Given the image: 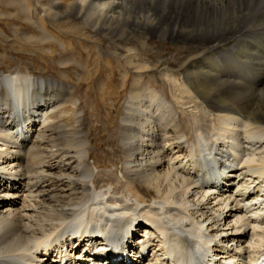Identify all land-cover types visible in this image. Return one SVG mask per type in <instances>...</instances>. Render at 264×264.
Segmentation results:
<instances>
[{
  "label": "bare ground",
  "instance_id": "obj_1",
  "mask_svg": "<svg viewBox=\"0 0 264 264\" xmlns=\"http://www.w3.org/2000/svg\"><path fill=\"white\" fill-rule=\"evenodd\" d=\"M63 1V10L56 2L43 10L60 32L104 35L124 80L158 71L174 95L134 90L121 122L106 124L120 168H101L93 155L101 145L80 116L55 121L73 86L0 73V264H104L108 229L132 235L123 264H172L175 247L190 253L200 241L199 264L263 261L264 72L255 88L240 83L229 62L245 56L229 47L264 22V0ZM28 3L16 0L22 12ZM71 15L78 21H61ZM149 37L189 54L148 62L136 47L117 52L141 38L148 49ZM77 221L92 236L70 234Z\"/></svg>",
  "mask_w": 264,
  "mask_h": 264
},
{
  "label": "rangeland",
  "instance_id": "obj_2",
  "mask_svg": "<svg viewBox=\"0 0 264 264\" xmlns=\"http://www.w3.org/2000/svg\"><path fill=\"white\" fill-rule=\"evenodd\" d=\"M55 2L60 9H64L63 0H29L30 11L22 12L19 11L16 0H0V73L11 74L14 72L21 76L54 79L67 86H73L72 96L66 97L62 103L63 106L61 105L56 110L58 115H56L55 121L62 120L69 124L74 120L73 114H78L76 116H80L82 119L83 128L89 133V138L94 144L101 145L99 149L93 150V155L100 163L99 166L119 169L118 160L122 154L118 150V142L115 146H111L110 142L116 141V136H113L111 129L106 128V124L109 121L111 125L113 122H121L125 103L134 90L141 92L150 88L166 92L171 96L174 95L171 94L173 86L166 80L159 79L160 73L152 70L146 72L142 78H136L131 73L124 80L123 69L116 62L119 57L111 53L107 37L93 33L88 37L81 38L76 35L72 36L65 31L60 32L55 27L57 21H54L43 11L48 7L47 3L54 4ZM69 17L61 21L66 22L72 19V22L78 21L75 15ZM42 19L45 23H42ZM244 30L246 31L240 33L229 48L235 58L236 56L241 57V55L245 57L241 62L240 58L237 60L238 62L233 60L229 63L237 73L242 75L243 78L238 80L240 83H246L244 85L255 88L257 87L256 81L264 72V22L250 23L249 28ZM88 31L92 32L90 29ZM56 36L61 42H64L65 49L61 44H58L60 42L51 38H56ZM27 37H37L41 40L27 41ZM147 41L149 42L148 49L141 48V38L139 41L130 40L127 45L122 42L121 47H116L117 52L124 53L123 48L126 46L136 47L141 53L138 57L148 60V62H156L160 57L175 56L178 58L181 56L184 58L189 54L186 49L178 52L176 43L152 37L147 38ZM121 50L123 51L121 52ZM246 50L247 52H245ZM129 70L131 71V67ZM132 71L134 70L132 69ZM181 73H185V71L182 69ZM257 88H264V84ZM50 94L55 98L60 95L56 91H50Z\"/></svg>",
  "mask_w": 264,
  "mask_h": 264
}]
</instances>
